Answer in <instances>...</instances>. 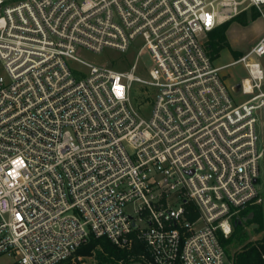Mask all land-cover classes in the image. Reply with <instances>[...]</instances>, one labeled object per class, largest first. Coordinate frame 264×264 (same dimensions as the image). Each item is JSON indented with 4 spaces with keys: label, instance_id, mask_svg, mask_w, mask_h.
<instances>
[{
    "label": "built area",
    "instance_id": "obj_1",
    "mask_svg": "<svg viewBox=\"0 0 264 264\" xmlns=\"http://www.w3.org/2000/svg\"><path fill=\"white\" fill-rule=\"evenodd\" d=\"M252 9L264 18V0H0V256L73 264L95 236L144 244L128 264H225L221 236L263 199L264 33L224 65L206 41ZM140 45L149 80L80 56Z\"/></svg>",
    "mask_w": 264,
    "mask_h": 264
},
{
    "label": "rangeland",
    "instance_id": "obj_2",
    "mask_svg": "<svg viewBox=\"0 0 264 264\" xmlns=\"http://www.w3.org/2000/svg\"><path fill=\"white\" fill-rule=\"evenodd\" d=\"M257 13L258 15L254 20L251 18L250 14H248L249 17L247 23H242L239 19H233L228 23L226 39L229 43V46L221 50L219 57L215 59L216 65H224L239 59L256 44V42L261 37V34L264 33V18L261 13L258 11ZM141 47L142 45L138 46L136 49H130L125 52L112 48H106L100 53L82 50L80 56L83 59L97 64L108 65L118 71L133 72L134 75L141 77L142 79L149 80L151 79L150 70L155 66V60L148 49L144 48L139 52ZM260 61L264 66V56L260 58ZM135 63H137V66L135 69H133V65ZM0 75L8 78L7 71L2 61H0ZM221 75L224 77L225 82L229 86H232V84L235 82H238L242 78L249 76V72L244 63L241 62L224 68L221 71ZM131 96L134 105L138 108V110H140L141 114L144 117L149 118L153 109V89L144 83L136 81L133 84ZM249 97V95L243 94L235 96L234 99L237 103H241L247 100ZM259 184L262 192H264L263 171ZM243 223L244 229L241 234L245 238L244 243L256 242L264 237V231L255 232V229L257 228L255 223H245V221ZM240 247L241 245L225 248L227 253L225 264H231L235 251ZM15 260L16 259L13 256H0V264H13ZM80 262H83L82 264H86L90 263V260L84 259L83 257L82 259L76 258L73 264H79ZM130 264L143 263L139 260H135Z\"/></svg>",
    "mask_w": 264,
    "mask_h": 264
},
{
    "label": "trees",
    "instance_id": "obj_3",
    "mask_svg": "<svg viewBox=\"0 0 264 264\" xmlns=\"http://www.w3.org/2000/svg\"><path fill=\"white\" fill-rule=\"evenodd\" d=\"M248 14H250L253 20L258 15L257 11L252 9L250 13H243L235 19H239L242 23H247ZM228 23L213 30L206 41V47L214 60L219 57L222 49L229 46L226 39ZM262 195L263 199L260 203L247 206L242 211L241 218L233 220L231 235L227 238L221 236V241L225 248L241 245L234 253V264H264V237L256 242L244 243L245 238L241 234L244 229V221L240 222L253 213V218H248L245 223H255L257 225L255 232L264 231V192ZM144 249V244L139 241H135L131 249H124L115 245L106 237L91 236L87 243L76 249L74 257L78 258L82 256L84 259H89L90 263L86 264H120V261H123V264H128L134 259L135 255L144 252ZM70 263L71 258L61 264ZM82 263L80 262L79 264Z\"/></svg>",
    "mask_w": 264,
    "mask_h": 264
},
{
    "label": "water",
    "instance_id": "obj_4",
    "mask_svg": "<svg viewBox=\"0 0 264 264\" xmlns=\"http://www.w3.org/2000/svg\"><path fill=\"white\" fill-rule=\"evenodd\" d=\"M234 90L236 91V93H239L241 91V84L238 83L234 86ZM249 219L253 218V213L250 214V216L248 217ZM248 218L241 220L240 222L246 221Z\"/></svg>",
    "mask_w": 264,
    "mask_h": 264
},
{
    "label": "crops",
    "instance_id": "obj_5",
    "mask_svg": "<svg viewBox=\"0 0 264 264\" xmlns=\"http://www.w3.org/2000/svg\"><path fill=\"white\" fill-rule=\"evenodd\" d=\"M262 35V34H261Z\"/></svg>",
    "mask_w": 264,
    "mask_h": 264
},
{
    "label": "snow or ice",
    "instance_id": "obj_6",
    "mask_svg": "<svg viewBox=\"0 0 264 264\" xmlns=\"http://www.w3.org/2000/svg\"><path fill=\"white\" fill-rule=\"evenodd\" d=\"M210 19V18H209Z\"/></svg>",
    "mask_w": 264,
    "mask_h": 264
}]
</instances>
